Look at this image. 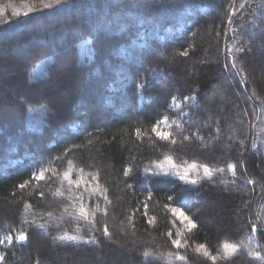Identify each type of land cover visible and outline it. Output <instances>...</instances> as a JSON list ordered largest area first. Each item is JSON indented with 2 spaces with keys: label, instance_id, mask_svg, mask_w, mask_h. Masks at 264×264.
<instances>
[{
  "label": "trees",
  "instance_id": "16d2710c",
  "mask_svg": "<svg viewBox=\"0 0 264 264\" xmlns=\"http://www.w3.org/2000/svg\"><path fill=\"white\" fill-rule=\"evenodd\" d=\"M233 1L0 0V65L20 71L18 97L1 103L19 106L0 118V235L12 237L0 243V264H264V0H238L240 17ZM42 37L51 41L26 48L25 61L13 52L4 61L1 52ZM67 45L82 101L110 109L105 122L99 108L75 102L65 111L47 99ZM207 48L215 61L204 58L196 76L174 86L178 69ZM62 84L69 95L70 81ZM221 90L223 99H204ZM193 93L184 132L176 141L158 137L153 128L181 114L173 99ZM214 106L222 112L207 121ZM167 161L201 171L188 180L155 171ZM208 201L214 209L227 201L236 213L221 227L207 225ZM173 208L197 227L184 228ZM122 242L130 258L115 257ZM178 254L187 260L166 258Z\"/></svg>",
  "mask_w": 264,
  "mask_h": 264
},
{
  "label": "rangeland",
  "instance_id": "374dc122",
  "mask_svg": "<svg viewBox=\"0 0 264 264\" xmlns=\"http://www.w3.org/2000/svg\"><path fill=\"white\" fill-rule=\"evenodd\" d=\"M238 3H239L238 0H234L233 1V6H232L231 12H232V15L237 13L238 14V17H240L239 14H241L240 13L241 10H239L237 12V10H238V7H237ZM244 24H246V22ZM37 25L38 24L33 25V27H36ZM47 27L52 28L53 27V22L49 26L46 25V27H43V28H46L47 29ZM48 40L51 41V38L45 40V37H42V38H39V39H36V40L31 41L26 46H23L22 47L23 49L22 48H19L17 46L18 49L17 48H14V49L12 48L11 51L8 50L9 52L7 50H5V51H3L1 53H2V56L4 58V61H7V59L9 58V55H11L12 52L15 53V55H14L15 58H17L19 60L22 59V60L25 61L26 58H27V55L29 54L28 51L26 50V48H28L29 46H31L33 44L34 45H37L38 42L39 43L40 42H46ZM89 42H91V39L89 40ZM208 43L210 44V45L209 44L208 45L213 48L212 42H210L208 40ZM15 45H17V44H15ZM63 45H65V43ZM233 47H234V45H233ZM233 47L231 48V50H233ZM66 49H67V55L65 56L66 61L64 63H61L60 66H58V69H57L62 74V78L60 80L59 79L58 80H55L52 83H49V84L46 85V87H45V91H46L45 94H46V96L48 95L47 96V99H49L51 102H53L55 104H58V106H62L65 111H68V107L70 108V106L72 104H75V102L78 103L77 104L78 106H81L80 102H82L83 105H86L89 108L88 110L91 113H96L95 112V109L96 108H99L98 113L96 115L99 117V119L101 120V122H105L108 119V115H110L111 110L110 109L109 110L108 109H105L106 107L102 105V103L100 102V100L98 102L92 103V101L90 100V98L86 97L82 101L81 94L83 93L82 91L84 90V88L81 86L82 84H79V82H77V81H79V73L74 69V67L70 63V61H71V58L70 57L71 56L69 54L70 51H68V50H70V45H67V48ZM209 49H208V51L203 52L202 57L199 58L198 60H196L197 57H195L193 59H190V61L188 63V66H183V67H180L178 69L179 71L177 73V77L175 79H173V81L175 82V83L173 82L174 83V86H176V83L178 81H180L182 84H184L185 82H188L189 79H192L194 76H196V74H198L196 72L199 71L198 68L201 67L202 62L204 61V58L210 60L211 62L212 61H215L216 54L214 52H212V54L208 57V52H210ZM82 50H83V53H86V51L89 53L90 48L87 46V44H83L82 45ZM223 54L225 55V57H224V67H225V70L230 73L229 70H231L230 69L231 67H230L229 62H228V59H227V57H228V55H227V49L224 50ZM190 56L193 57L192 54ZM67 59H69V61H67ZM8 63H10V61H8ZM254 63H256V60L255 59H254ZM191 65H193V67L195 69L194 72H191V69H192L191 68L192 67ZM185 71H187V73H183ZM257 71H258V69H257ZM215 74H218V73H215ZM19 75H20V71L18 69H15L14 66L12 65V63H10V64H8L6 66L3 65V63L0 65V105H1L2 102H3L2 104H5L6 103L5 102L6 95H11L13 97H18L19 92H15V91L17 90L16 89V86L19 85L18 79H17L19 77ZM13 78H15V79H13ZM66 79L68 81H70V83L72 85V88H71L72 90H71V92H70L69 95L67 93L64 94L65 92H64V90L62 88V85H63L62 82L67 81ZM210 81L211 80H208L205 83V85L203 84V86H201V87H203V88H205L206 86L209 87L210 84H211ZM74 82H77L78 84H76V86H75ZM223 83L225 84V81ZM89 84H90V82H89ZM99 84H100V82H99ZM95 86H97V84ZM89 87H90V85H89ZM224 88H225V90H227L226 86ZM194 91L197 92V89L194 90ZM90 92H92V91H90ZM213 95L215 97L219 98V99L220 98L223 99L224 97H226L224 95L223 91L221 90V92H219V94H216L215 91L208 93L205 96L204 99L206 101H213V102H215V99L214 98H213L214 100L211 99V96H213ZM185 98H187V99H185ZM197 100H198V98H197V96H196L195 93H193L192 95H189L187 97H184V98L175 97L173 99V101H172V108L179 110L181 112V114L179 116L176 115L175 117H166V118H164L161 121V123L159 125H157V127L159 128L160 131L170 133V135L167 138V140L176 141L178 139L177 132H180L179 135L182 134V132H184V128L183 129L181 128L182 127V124H183V120H184V118L188 114L191 113V112L190 113L188 112L190 110V109L188 110V107L190 105L194 104L193 102H196ZM58 101H62L61 102V105L59 104ZM11 103H12V101H11ZM12 104H13L12 105L13 107H10V108L8 106L6 107V105L5 106H3V105L0 106V118L6 117V116H10V115H13V114H17V112H18V106L19 105H17L16 103H12ZM86 106H84V107H86ZM214 110L217 111L216 114H214L215 113ZM221 110H222V108L217 107V106H214L213 109L210 107L208 110H206V115L208 114L207 115V121H210L211 116H212V113L214 114V117L219 116L221 114V112H222ZM216 135H217V133H216ZM210 138L211 137H208L207 140H209ZM215 139H217V137ZM239 145L241 147L240 150L242 151L241 141H240V144ZM193 165L194 164H180L179 165V164H175V163L174 164L173 163H169V161H167L165 163H161L160 166H158V168H156L155 171H157L159 173H162V174H170V175L176 173L180 177L185 176V174H187L185 176L186 178L184 180H188L187 177L192 176L194 173H196L198 171H201L200 170L201 168H199L197 165H195V167H193ZM226 202H222V203L220 202L221 203L220 206L221 205L223 206L221 209H214L213 208V204L211 205V201H208V205L210 206V208L211 207L212 208L210 210L206 211L203 214V217H202L203 222L205 224H207V225H215L216 227H221L224 224L228 223V219L230 218L228 216L229 215H231V216L234 215L236 213V211L234 210L233 211L234 213L231 214V211H232L231 209L233 207L231 205L230 207H228V208H230V210H228L227 207H226V204H228V203H226ZM176 209L181 210L179 208H176ZM181 211H183V210H181ZM183 213L186 214L185 211H183ZM186 216H188V215L186 214ZM182 223L184 224V228H187L186 222H182ZM255 228L257 229L258 227L256 226ZM7 237H10L11 239H7ZM0 241H2L1 244L10 243L12 241V237H11V235H0ZM24 241H26V240H24ZM118 248L119 249H118V252H116V256L115 257H117L118 259L125 258L126 256H127V258H130L129 255H130L131 252H133V249L129 248L128 245H127V243L122 242V244L118 245ZM0 256H1V253H0ZM179 256H183V255H180V254H178V255H171V256H166V258L169 259V261H186L187 260L186 258L183 259V260H181V259L178 258ZM134 264H141V263L134 262Z\"/></svg>",
  "mask_w": 264,
  "mask_h": 264
},
{
  "label": "snow or ice",
  "instance_id": "6c2138e0",
  "mask_svg": "<svg viewBox=\"0 0 264 264\" xmlns=\"http://www.w3.org/2000/svg\"><path fill=\"white\" fill-rule=\"evenodd\" d=\"M58 2H59V0H58ZM40 3L43 4L44 7H50V6H51L50 4H44V0H40ZM0 12H3V9H2V8H0ZM27 14H28V13H24V15H27ZM228 22H229V23L232 22V18H231V17H229V21H228ZM185 54H186V53H185ZM185 99H187V98H185ZM153 131L156 133V135H157L158 137H160V138H162V139H167V138L169 137V135H170V133H168V132L160 131L158 127H154V128H153ZM193 167H195V165H193ZM204 171H205V174H206V175H210L209 169H208L206 166H205ZM126 174H127V172H126ZM65 175L67 176V174H65ZM186 175H187V174H185V176H186ZM185 176H182L181 179H185ZM33 178H34V179H37V180L42 179V178H43V171H41V173H40L39 176H37V175L34 173V174H33ZM190 182H191V183H195V181H190ZM70 183H71V182H70ZM20 187L23 188V187H25V185H24V184H21ZM104 199H105L106 202L110 203V201H108V198H107L106 195L104 196ZM145 207H147V205H145ZM172 212H173V214L177 215V216L180 218V220H181L182 222H186L189 231H191L192 229H194V228L197 227V225L191 220V218H189L188 216H186V214L183 213V211L178 210V209H176V208H173V209H172ZM49 215H51V214H49ZM84 218L87 219L86 216H85ZM90 222H91V223H95V220L90 221ZM41 227H43V226L41 225ZM253 229L255 230V225H253ZM104 232H105L106 235L108 234V233H107V228H106V227H105V229H104ZM169 235H171V233H169ZM262 235H264V233H262ZM7 239H11V238H10V237H7ZM17 239H19L20 241H24V240L27 239V235H26L24 232H21V233L18 235ZM0 243H2V241H0ZM172 244L175 245V246H177V247H181V246H182V245H181V241H180L179 239H174V240H172ZM203 248H205V246H204V245H200L199 248H198V250H199V249H203ZM225 249H227V245H225ZM232 251L235 252V248H233ZM147 255H148V253L146 252V253H145V256H147ZM229 257H230V254H229V253L227 252V250H226V251H225V258H229ZM178 258L181 259V260L185 259V257H183V256H179ZM211 259H212L213 261H216L217 257H216V256H211ZM0 260H3V257H2V256H0Z\"/></svg>",
  "mask_w": 264,
  "mask_h": 264
}]
</instances>
